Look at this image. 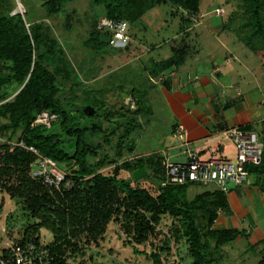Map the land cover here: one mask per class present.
Instances as JSON below:
<instances>
[{"label": "trees", "instance_id": "obj_1", "mask_svg": "<svg viewBox=\"0 0 264 264\" xmlns=\"http://www.w3.org/2000/svg\"><path fill=\"white\" fill-rule=\"evenodd\" d=\"M41 1L43 7L53 9L68 0ZM162 1L166 0H93L103 8V15L93 19L92 28L86 37L87 43L95 50L106 45L113 47L109 44L111 33L97 27L100 18L126 20L130 24L131 20L143 15L146 9ZM171 1L181 4L190 12H197L201 0ZM241 1L245 5L246 17L240 26L250 31L246 38L249 44L246 46L258 51V47L251 43L258 39L264 47V0ZM13 10L11 0H0V62L10 63L9 73L0 70V118L9 120V124H1L0 129L22 127L23 132L14 144L0 143V189L11 197L22 198L24 208L36 219L34 224L24 230L23 239L33 236L39 243L42 238L40 229L47 230L52 235V240L47 244L50 250L49 264H67V256H83L86 245H98L99 237L105 233L111 221L121 222V227L131 241L146 243L153 234H157L156 226L161 223L162 217L170 215L178 222L172 225L171 234L164 237V246L152 244L148 254L152 264H166L163 254L170 252L171 239L186 243L190 264H211L205 254L207 244L203 241L202 230L196 224L194 211L207 212L211 226L217 218L218 209L228 206L227 193L217 189L206 190L188 200L190 184L161 186L164 157L160 153L149 157L136 156L132 161L135 164L131 166L132 172L145 167V177L159 180V184L155 185V194L120 176L119 166H115L108 174L98 171L89 158L97 154L98 148L105 150L106 145L113 143V138L118 143L119 154L122 151L124 153V149L134 153L136 137H127L141 125L139 114L146 107L145 98H133L139 109H129V116L124 113L115 115L121 110L105 109L100 103L103 100L97 97L94 102H89L90 109H83L81 115H73L58 98V62L66 60L63 48L56 39H52V30L44 22L26 27V13L24 16L19 12L12 14ZM188 40L185 44L187 49L184 47L181 52L176 51L169 60H164L166 63L162 62L165 70L182 64L192 44L190 38ZM14 82L18 84L17 92L10 100L4 101V88ZM94 108L95 112H91ZM42 110L57 113L58 120L50 127L32 125ZM85 118L89 125L83 122ZM105 121L109 124L107 127ZM241 127L253 129L250 125ZM259 131L264 139V120ZM94 133L100 138L98 144ZM21 142L23 145H20ZM28 146H34L42 155L55 159L61 167L64 163L69 165L72 169L67 177L73 185L64 188L63 183L58 189L34 178L31 173L37 155ZM106 151L103 153L105 156L108 154ZM249 170L264 193V160L259 165L250 166ZM132 180H135L133 173ZM243 234V230L236 228L210 230L217 248L235 241ZM257 243L264 244V238ZM251 247L254 248L255 244ZM258 264H264V256Z\"/></svg>", "mask_w": 264, "mask_h": 264}, {"label": "rangeland", "instance_id": "obj_2", "mask_svg": "<svg viewBox=\"0 0 264 264\" xmlns=\"http://www.w3.org/2000/svg\"><path fill=\"white\" fill-rule=\"evenodd\" d=\"M11 3L14 6L12 14L19 12L24 16L26 13L24 20L26 27L30 28L35 23L44 22L52 30V39H56L63 48L66 60L58 62V68L60 69L56 77L59 87L58 98L73 115H81L83 109H90L89 102H94L95 97H97L103 100L100 103L105 109L114 108L117 112L121 110L115 115L124 113L125 116H129V109H139L138 103L135 107H131L129 97L143 96L145 102H147V99H149L148 93H151V104L154 107L152 114H154L155 120L147 127L145 126L142 131L140 130L143 124L140 121L141 125L134 128L127 137L128 139L136 137L137 146L139 144L144 147L148 146V151L154 148L155 153L162 154L163 152L159 151L160 149L179 143L173 133L175 125L172 128L174 118L171 117V111L166 107L164 99L160 95L159 97L153 95L156 90L150 88L153 78L159 74L156 78L158 82L162 79L163 72L167 70L162 64L166 61H155L156 57L152 54V51L156 50L157 46L160 48L161 44H166L167 46L163 48L164 51L181 52V50L188 48L185 44L189 42V38L193 48H199L202 43L204 48V41L197 38L200 31L206 30L200 28L202 20H208L209 25L215 24L216 27H212L213 30H230L236 34V37L231 36L230 38L236 42L232 43L234 44L233 50L236 51L237 49L242 54L248 53L250 55L249 60L260 77L258 88H261L262 94L264 92V47L258 39L251 43L258 47V51L251 50L250 47L246 46L249 44L246 38L250 31L240 26L246 17L245 5L241 0H201L197 12H190L181 4L171 0L162 1L146 9L144 14L138 16L135 20H129L134 41L128 47L113 48L106 45L99 50L92 48L86 41L89 30L92 28L93 19L103 15V8L95 4L93 0H68L64 5L53 9L43 7V1L41 0H11ZM3 6L7 7L6 4ZM172 23L173 25H171ZM182 27L183 29L188 28V35H179ZM164 30L165 33H163ZM170 30H173V32H170ZM148 33H159L160 38H151ZM210 37L214 41L209 40V44L214 42L221 49V41L213 39V36ZM231 52H229L231 56H228V59L232 62L236 58ZM143 54L146 56L142 65L133 60L132 63H129V59L131 61V58L141 57ZM159 55L160 53H158ZM148 63L151 67H149L150 70L148 69ZM0 70L3 73H9L10 63L0 62ZM166 73L169 74V71ZM128 81H132L131 86L141 84L143 89L134 91L131 86H128L130 83ZM17 88L18 84L16 82L4 88V94L6 95L4 101L10 100L17 92ZM140 105H142L141 102ZM144 105L148 104L145 103ZM94 110L95 108L90 111L95 112ZM141 111L142 113L139 114L140 120H142L141 117L144 119V116H148L144 113L145 110ZM83 120L86 125H89L87 118ZM1 124H9V120L1 117ZM104 125L107 127L109 124L105 121ZM258 128L260 127L258 126ZM139 131L141 135L138 134ZM22 132V127L0 129V143H16ZM94 138L98 144L100 138L96 134ZM115 139L113 138L111 145L105 146L109 157L103 154L105 150L98 148L97 154L91 156L89 162L95 164L98 171L106 174L112 172L115 166H119L121 168L120 176L131 180L135 186L148 188L155 194V185L159 184V180L145 176L132 180L131 166L135 164L132 161L136 158V155L127 150L125 151V149L124 153L122 151L119 154L118 143ZM201 143L203 144L204 141ZM199 144L197 143L195 146ZM227 144L228 142H224V145ZM227 146L225 147L226 151H233V147ZM178 152V148H173L169 152L173 153L170 160H183L184 156L177 155ZM202 156L205 155L202 154ZM111 160H114V162ZM63 165V168L70 173L72 168L66 163ZM260 187L256 184L255 176L252 175L249 177L248 182L232 188L227 193L228 206L218 209L217 218L211 226L209 225V214L207 212L194 211L196 224L202 230L203 241L207 244L205 254L211 260V264H258L264 256V244L257 243L264 238V200H262L263 196L260 195L263 193ZM215 189L214 183L207 185L190 184L187 190L188 200L206 190ZM35 222L36 219L24 208L22 198L11 197L9 193L0 189V241L5 239L6 236L3 228H6L10 237L20 238L24 230ZM177 222L172 216L164 215L161 223L156 226L157 234H153L146 243H136L133 240L131 241L130 236L121 227V222L111 221L105 233L99 237L98 245L94 243L84 245L85 254L83 256H67V264H152V260L148 256L152 244L158 247L164 246V237L171 234L170 229ZM225 228L243 230L244 234L235 241L217 248L215 247V239L210 235V230ZM40 234L42 240L49 244L52 240L51 233L42 228ZM254 244L255 247L252 248L251 245ZM170 246V252L163 254L166 264L191 263V257L188 254L185 242H175L174 239H171Z\"/></svg>", "mask_w": 264, "mask_h": 264}, {"label": "crops", "instance_id": "obj_3", "mask_svg": "<svg viewBox=\"0 0 264 264\" xmlns=\"http://www.w3.org/2000/svg\"><path fill=\"white\" fill-rule=\"evenodd\" d=\"M212 27H216L215 24L209 25L208 20H202L200 28L206 30H202L203 33L200 31L201 33L199 32L197 38L204 41V48L203 43L199 48L191 46L184 55L182 64H179L178 67H168L166 70V72L175 70L177 76L170 77L168 73L163 72L164 79L157 82L158 74L157 77L153 78L151 87L149 86L152 90H156L153 95L156 97L160 95L164 99L166 107L171 111V117L174 118L172 128L175 124L183 125L188 130L187 140L190 142L191 148L200 154H208L210 148L219 146L220 132L224 128L250 125L253 129L259 130L258 126L261 127L264 120V92L262 94L261 88H258L260 77L249 60L250 55L248 53H244V55L237 49L236 51L233 50L234 44L232 43L236 42L230 38L231 36L236 37V34L230 30H213ZM188 32V28L183 29L182 27L179 35H185ZM148 34L151 38H160L159 33ZM210 36L221 41V49L214 42L209 44ZM133 41L134 37L125 48ZM165 46L167 45L161 44L160 48L157 46L156 50L152 51V54L157 58L155 61L169 59L176 53L174 50L164 51ZM229 52L233 53L236 58L235 60L232 59V62L228 59V56H231ZM158 53H160L159 56ZM145 56L143 54L141 57H133L131 61L129 59V63L138 61L142 65V62H145ZM147 65L150 70L149 63ZM128 82H130L128 86H131L132 81ZM137 85L131 86V89L134 91L143 89L141 84ZM148 95L149 99L146 102L148 105L144 108V113L148 116H144V119L141 117L143 126L140 131L155 120L154 114H152L154 107L151 104V93ZM129 99L133 98L130 96ZM140 131L138 132L139 135H141ZM177 141L179 140L177 139ZM197 143L200 144L195 146ZM173 148H178L177 155L184 156L182 153L183 145L180 141L178 144L159 151L163 152L164 158L170 159L173 153L169 152ZM155 152L154 148L148 151V146L144 147L140 144L138 146L136 144L134 149V154L137 157L149 156ZM260 195L263 196L262 200H264V193Z\"/></svg>", "mask_w": 264, "mask_h": 264}, {"label": "built area", "instance_id": "obj_4", "mask_svg": "<svg viewBox=\"0 0 264 264\" xmlns=\"http://www.w3.org/2000/svg\"><path fill=\"white\" fill-rule=\"evenodd\" d=\"M97 27L111 33L109 44L113 47L124 48L133 40L130 24L126 20L102 17ZM169 76L175 77L177 72L169 70ZM161 78L164 79L163 76ZM130 101L131 107H135V99ZM57 120V113L42 110L37 114L32 125L50 127ZM173 133L183 145L184 159H163L164 176L160 181L161 186L214 183L217 190L229 193L232 188L248 182L249 177L252 176L250 166L259 165L264 160V139L259 130L241 126L224 128L220 132L219 146L210 148L205 156L191 148L187 140L188 130L183 125L175 124ZM224 142H228V146L222 145ZM20 145L23 143L21 142ZM226 146L233 147V151H226ZM28 148L37 155L31 173L34 178L41 179L47 185L58 189H61L63 183L64 188L73 185L71 179L67 177L66 169L55 159L42 155L34 146ZM3 231L6 236L0 241V264H49L50 250L42 238L37 243L33 236L23 239L22 234L20 238H14L10 237L6 228H3Z\"/></svg>", "mask_w": 264, "mask_h": 264}, {"label": "water", "instance_id": "obj_5", "mask_svg": "<svg viewBox=\"0 0 264 264\" xmlns=\"http://www.w3.org/2000/svg\"><path fill=\"white\" fill-rule=\"evenodd\" d=\"M147 174V170L145 167H140L133 171V176L135 179H139L141 177H144Z\"/></svg>", "mask_w": 264, "mask_h": 264}]
</instances>
